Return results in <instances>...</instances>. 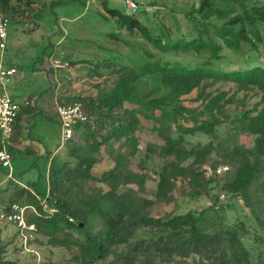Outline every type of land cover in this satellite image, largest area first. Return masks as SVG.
Segmentation results:
<instances>
[{
  "label": "trees",
  "instance_id": "obj_1",
  "mask_svg": "<svg viewBox=\"0 0 264 264\" xmlns=\"http://www.w3.org/2000/svg\"><path fill=\"white\" fill-rule=\"evenodd\" d=\"M35 1L49 8L62 2L0 0V14L9 23L22 22ZM102 4L115 22L116 31L106 32L108 38L129 51L102 46L105 55L79 60L82 74L94 80L95 92L60 102H79L85 118L75 125L77 137L62 142L65 157L44 160L47 192L37 189L35 180L6 186L5 191L12 186L13 192L5 203L35 210L26 213V221L36 227L28 243L74 248L75 264H264L258 246L264 237L256 231L264 228V62L259 60L264 0L190 2L175 11L169 8L170 25L158 18V8L144 23L139 15L148 11L138 1L130 12L109 6L107 0ZM224 83H232L234 91L221 89ZM192 92L196 105L184 104V96ZM254 95L257 99L248 106ZM126 102L144 107L143 117L149 119L144 128L162 141L157 150L149 148L162 159L154 198L141 195L147 175L129 167L139 151L134 132L141 117ZM26 105L19 102L11 138L20 134ZM224 122L250 141L232 140L229 133L219 138L217 127ZM195 134L209 140L188 138ZM101 151L113 165L97 176L92 167ZM219 166L225 169L218 171ZM223 193L226 201L219 198ZM199 199L207 202L198 208ZM157 203L172 206L152 214ZM182 203L194 205L183 209ZM238 203L256 223L253 234L245 219L236 215L227 221V208ZM24 249L16 229L0 243V264H18Z\"/></svg>",
  "mask_w": 264,
  "mask_h": 264
},
{
  "label": "rangeland",
  "instance_id": "obj_2",
  "mask_svg": "<svg viewBox=\"0 0 264 264\" xmlns=\"http://www.w3.org/2000/svg\"><path fill=\"white\" fill-rule=\"evenodd\" d=\"M61 3L53 8L47 7V3L42 5L40 1H35L31 4L33 11L29 12L27 17H24L22 22L9 23L7 27L8 44L4 51L7 57L12 62L19 65L18 74L13 76L10 85H23L26 89H33L39 91L46 83L47 78L44 71L52 67L55 76H48L49 79L56 82L53 88V95H55L54 105L56 106L63 101V98L74 96L77 94H93L95 88L92 86V80L88 75L82 74L84 71L79 68L82 62H79L83 56L96 57L105 55L102 46H109L117 51L127 53L129 48L126 44L116 39H109L106 32L116 31L114 19L108 16L105 11L102 0H60ZM138 1L140 5L148 11V14H140L139 18L147 23L150 19L152 10L159 9L158 18L164 19L165 23L170 25L172 22L173 11L185 6L190 2L197 3L198 0H134ZM260 1V0H259ZM154 2L153 5L151 3ZM109 6H114L122 12L131 11L127 8L125 0H107ZM135 11V10H134ZM147 15V16H146ZM156 19V18H154ZM65 56L69 58L78 59L76 63H67ZM259 60L264 62V49L260 51ZM91 65L88 62L83 63ZM49 71V70H48ZM53 72V71H52ZM53 75V74H52ZM21 81V82H20ZM22 86V87H23ZM41 86V88H39ZM219 87L229 92H233L235 86L232 83L220 84ZM39 88V89H38ZM242 92H237V96H241ZM194 96V92L184 96L183 103L186 105H196L197 102L191 101L190 98ZM60 99V100H59ZM257 99V95L248 98L247 105ZM126 106L133 108L141 117V124L134 132L138 138L139 151L131 159L129 167L138 172H144L147 177L145 180V190L141 195L147 198H154L156 183L158 179V171L162 164V159L156 152L149 150L153 148L157 150L162 144L161 139L148 132L144 128V124L149 122V119L143 117L144 107L134 105L126 102ZM233 106V105H231ZM56 108V107H55ZM35 126L30 131L32 137H41L46 127L42 120L40 113L35 115ZM47 130V129H46ZM229 133V138L232 140L248 143L250 137L242 132L232 133L230 122H224L217 127V134L219 138H223ZM231 134H234L230 137ZM74 138L77 134L74 131ZM190 140L196 142H207L209 137L203 134H195L188 137ZM115 146L123 150L122 144H115ZM61 157H65L64 147L62 144ZM14 176L6 177L3 170L0 169V205L8 200L11 189L5 192V188L9 182L13 186L15 179L21 181L35 180L37 182V189L43 190L45 179L42 176L43 156L30 155L26 153H16L14 158ZM113 165V160L104 152L99 154L98 161L92 167L94 175H100L102 171L107 170ZM207 174L211 173L209 165L203 166ZM225 169L224 166H219L218 171ZM94 184V182H92ZM175 194H179V189ZM220 200L226 201V195L220 194ZM205 199L198 200V208L201 204L206 203ZM194 203V202H193ZM193 203H182L183 209L193 207ZM171 204L157 203L152 209L151 213L163 212L171 208ZM227 221L232 222L235 216L245 219L251 234H253L251 227L256 223L251 214L242 207L239 203L235 208H227ZM16 231L13 224H8L0 221V243L8 241L10 236ZM262 237H264V228L258 227L256 230ZM44 239V238H43ZM256 241L251 235L250 243ZM263 252L264 260V244H258ZM13 244H9L6 250V256H9L12 251ZM25 254L22 253L21 260L18 264H25V259H31L32 264H75L74 248L68 249L60 246H51L46 243H28L25 246ZM31 253L34 255L32 256Z\"/></svg>",
  "mask_w": 264,
  "mask_h": 264
},
{
  "label": "crops",
  "instance_id": "obj_3",
  "mask_svg": "<svg viewBox=\"0 0 264 264\" xmlns=\"http://www.w3.org/2000/svg\"><path fill=\"white\" fill-rule=\"evenodd\" d=\"M6 43V47H7ZM5 47V48H6ZM3 62L6 65L15 66L17 72L13 75L18 74L19 65L9 60L5 51L2 53ZM53 71V72H52ZM44 75L42 77L47 78L49 83H46L39 91L33 89H26L25 86L21 85H10L12 79L7 82L5 85V91L7 94L18 103L27 104L25 108V112L20 115L19 122L22 123V129L20 130V134L18 136H14L10 139L9 146L12 148L11 153V163L9 167L0 168L3 170L6 177L14 176L15 167L14 166V158L16 157V153H26L30 155H38L43 156L44 160H48L53 155H59L61 153L62 140H61V125L56 116L55 112V95H53V88L56 85V82L49 79L48 76H55L54 70L44 71ZM53 74V75H52ZM13 76L11 78H13ZM21 82V81H20ZM23 86V87H22ZM38 88V89H39ZM1 90V87H0ZM40 113L42 120L45 122L46 127H44V134L41 137H32L30 135V131L35 126V115ZM47 129V130H46ZM46 167V166H45ZM44 179L45 185L44 189L41 190L43 192H47L48 185L46 182V169L44 171ZM28 181H21L19 179H15V184L19 186H26ZM9 184V183H8ZM13 186V185H12ZM11 187V186H10ZM10 187L9 190L11 189ZM2 194H8L5 191ZM5 203V202H3Z\"/></svg>",
  "mask_w": 264,
  "mask_h": 264
},
{
  "label": "built area",
  "instance_id": "obj_4",
  "mask_svg": "<svg viewBox=\"0 0 264 264\" xmlns=\"http://www.w3.org/2000/svg\"><path fill=\"white\" fill-rule=\"evenodd\" d=\"M125 3L131 11L138 6L134 0H125ZM8 24V17L0 14V165L4 167H9L11 163L12 153L7 146L9 145L13 124L20 108L19 103L13 100L5 91V85L17 72L15 66L6 65L2 58V53L6 47ZM55 112L61 125L62 141L71 138L74 135L76 123L83 121L85 118L79 102L59 103L56 105ZM42 205L46 208L44 202H42ZM28 210L35 211L31 205H20L15 202L2 203L0 205V221L11 223L15 226L24 246L28 244V240L34 238L36 232L35 225L26 221Z\"/></svg>",
  "mask_w": 264,
  "mask_h": 264
}]
</instances>
